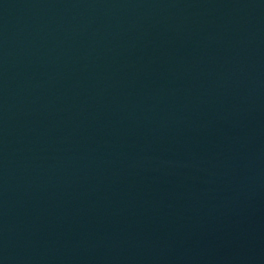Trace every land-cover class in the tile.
I'll use <instances>...</instances> for the list:
<instances>
[{
    "label": "water",
    "instance_id": "95a60500",
    "mask_svg": "<svg viewBox=\"0 0 264 264\" xmlns=\"http://www.w3.org/2000/svg\"><path fill=\"white\" fill-rule=\"evenodd\" d=\"M0 264H264V0H0Z\"/></svg>",
    "mask_w": 264,
    "mask_h": 264
}]
</instances>
